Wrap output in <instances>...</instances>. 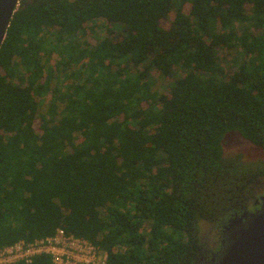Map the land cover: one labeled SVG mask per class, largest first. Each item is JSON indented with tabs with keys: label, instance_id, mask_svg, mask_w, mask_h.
<instances>
[{
	"label": "trees",
	"instance_id": "1",
	"mask_svg": "<svg viewBox=\"0 0 264 264\" xmlns=\"http://www.w3.org/2000/svg\"><path fill=\"white\" fill-rule=\"evenodd\" d=\"M231 133L264 151V0H21L0 48V250L62 230L105 264H211L201 225L223 240L264 176L224 155Z\"/></svg>",
	"mask_w": 264,
	"mask_h": 264
},
{
	"label": "water",
	"instance_id": "2",
	"mask_svg": "<svg viewBox=\"0 0 264 264\" xmlns=\"http://www.w3.org/2000/svg\"><path fill=\"white\" fill-rule=\"evenodd\" d=\"M19 0H0V48ZM212 264H264V198L258 210L235 219Z\"/></svg>",
	"mask_w": 264,
	"mask_h": 264
},
{
	"label": "built area",
	"instance_id": "3",
	"mask_svg": "<svg viewBox=\"0 0 264 264\" xmlns=\"http://www.w3.org/2000/svg\"><path fill=\"white\" fill-rule=\"evenodd\" d=\"M98 252L100 251L87 242L66 237L62 230H58L54 238L35 240L31 243L20 241L0 250V264H14L19 261L28 264L39 254L50 255L53 264H97ZM105 261L104 254L102 264H105Z\"/></svg>",
	"mask_w": 264,
	"mask_h": 264
},
{
	"label": "rangeland",
	"instance_id": "4",
	"mask_svg": "<svg viewBox=\"0 0 264 264\" xmlns=\"http://www.w3.org/2000/svg\"><path fill=\"white\" fill-rule=\"evenodd\" d=\"M21 0H19L20 2ZM30 1V0H28ZM19 6V4H18ZM17 6V8H18ZM185 12H188L187 8H184ZM174 18V12L170 13L168 19L161 21V26L164 29H168L169 25ZM98 25H104L103 22H99ZM149 80V85L151 86V92H157L160 94H167L166 84L170 81L167 79H163L158 76L157 73L151 72ZM223 152L226 157H232L235 155H241L245 161H256V160H264V151L260 148L255 147L247 140L243 139L236 133L228 134L223 141ZM256 195L259 197L260 195H264V176L261 178L257 185ZM230 224V223H229ZM221 235L222 230L216 228L214 224L203 223L201 225V241L205 246V252H209L212 255L221 244ZM62 247V246H60ZM67 251V248H65ZM97 259L99 262L97 264H102L104 253L98 252Z\"/></svg>",
	"mask_w": 264,
	"mask_h": 264
},
{
	"label": "flooded vegetation",
	"instance_id": "5",
	"mask_svg": "<svg viewBox=\"0 0 264 264\" xmlns=\"http://www.w3.org/2000/svg\"><path fill=\"white\" fill-rule=\"evenodd\" d=\"M26 1H28V0H26ZM30 1H31V0H30ZM262 198H264V195H260V196L258 197V200L255 201V205H256V207L254 208L253 212H254L255 210H258V209H259V207H260V205H261V203H262ZM251 213H252V212H251ZM229 227H230V224H229ZM228 230H229V228H227V229L223 232L224 239L221 240V244L218 246V249L212 254L213 257L211 258V261H213V260L219 255V250L222 249V248L224 247V244H225V242H226L225 235H226V233L228 232ZM211 264H212V262H211Z\"/></svg>",
	"mask_w": 264,
	"mask_h": 264
}]
</instances>
